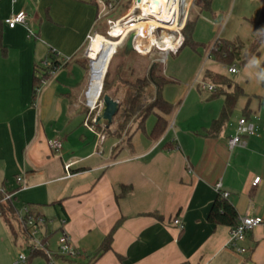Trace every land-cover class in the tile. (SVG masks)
<instances>
[{"label": "crops", "instance_id": "1", "mask_svg": "<svg viewBox=\"0 0 264 264\" xmlns=\"http://www.w3.org/2000/svg\"><path fill=\"white\" fill-rule=\"evenodd\" d=\"M263 6L264 0H212L209 8L195 5L190 13L196 19L194 41L201 45L189 52L195 70L207 84L210 73L234 76L245 93L220 132L208 131L223 110L224 95L169 76L165 61L164 76L173 83L162 96L174 111H156L144 129L136 123L127 146L114 134V122L111 133L85 125L89 67L81 63V52L101 23L96 0H0V192L13 194L16 211L30 205L48 220L38 236L54 255L50 263L38 249L27 264H264V228L247 234L238 244L246 252L240 253L229 245L231 228L208 221L219 182L239 219H264V83L257 82L263 63L236 65L238 72L231 74L229 66L208 58L218 39L249 47L260 33ZM20 12L28 15V25L10 28L6 21ZM51 54L63 65L35 94L36 68L51 63ZM256 57L264 61V42ZM157 114L168 128L153 141ZM243 118L254 135L230 149L228 141ZM55 139L63 145L58 153L48 145ZM69 162L74 164L66 170ZM257 177L261 181L253 186ZM122 186L130 192L121 195ZM176 218L182 230L172 224ZM115 227L110 250L99 254ZM62 230L79 256L58 254Z\"/></svg>", "mask_w": 264, "mask_h": 264}, {"label": "built area", "instance_id": "2", "mask_svg": "<svg viewBox=\"0 0 264 264\" xmlns=\"http://www.w3.org/2000/svg\"><path fill=\"white\" fill-rule=\"evenodd\" d=\"M156 3L159 2L156 0H96V5L99 9L98 20L104 25V32L95 31L87 38L88 49L84 56L89 62V69L91 68L92 70L94 64L92 43L98 34L114 41L117 40V42L123 39V42L117 46V50L125 45L129 37L133 35V48L136 53L142 56H149L153 53L161 54L163 57L160 61L163 63H165L171 54H176L183 45V31L189 21L190 13L195 7L196 0H165L166 4L161 5V12L155 10ZM120 11L122 12L120 13ZM6 23L10 28H15L17 25L26 26L29 23V17L25 12H20L9 18ZM141 24L146 26L142 27L140 26ZM152 38H154V40ZM169 38H171L172 41L171 45L167 46L166 41ZM216 49L217 46L216 43H214L208 53L209 59L213 58L212 51ZM43 66L46 69H51L50 76H53L58 69V67H55L48 61L45 62ZM228 71L231 74L237 73V66H229ZM47 80L48 79L43 80L40 87L44 86ZM90 85L91 80L88 90L83 94L84 103L88 109L85 125L90 130L94 131L95 120L102 107V103L100 101L101 94L96 100L90 99ZM40 87L37 89L38 92ZM200 88L210 92L216 91L215 86L212 84L200 83ZM94 114L96 115L93 116ZM245 135H254V127L243 118L239 121L237 135L228 141L229 148L233 149L236 146H244L245 141L243 140V136ZM97 136L99 139H102L100 134ZM48 145L51 150L57 153L62 150L63 146L62 141L59 139L49 141ZM73 164V162H69L66 164L65 169L69 170ZM260 181V177L255 178L252 183L253 186L258 185ZM17 183L19 185L23 183V178L18 177ZM21 188H24V185L21 186ZM216 189L224 198L228 199L229 193L222 191L221 182L217 183ZM2 192L5 193L6 198H13L12 193ZM22 211L23 215L20 216L19 222L21 227L25 230L26 236L35 241L33 251H37L38 249L44 250L47 260L53 263V253L45 247L44 243L36 241V236L39 232L38 228L46 225L48 220L40 215L34 216L27 206H25ZM65 223V220L61 221L62 225ZM172 224L180 230L184 228L182 220L178 218L174 219ZM257 227L264 228V219L251 217L249 215L240 218L238 225L231 229L229 242L231 248L240 253H245L246 249L239 247L238 244L244 242L247 234ZM57 244L58 254L63 258L72 259L81 254V252L73 248L71 238L64 230H62ZM28 261L29 258L26 255L19 254L15 264H27Z\"/></svg>", "mask_w": 264, "mask_h": 264}, {"label": "trees", "instance_id": "3", "mask_svg": "<svg viewBox=\"0 0 264 264\" xmlns=\"http://www.w3.org/2000/svg\"><path fill=\"white\" fill-rule=\"evenodd\" d=\"M211 2L212 0H196L195 5L198 10L202 11L209 8ZM257 24L261 29H264V6L261 15L257 21ZM195 25H196V19L190 17L183 31L184 42L181 48L179 49L178 53L186 48H189L193 51H197L198 47L201 46L197 42H195L193 38ZM263 42H264V32L262 31H260L255 41L249 47H245V45L241 43L239 40H234L232 42H229L218 39L214 42L216 43L217 49L212 51V57L215 61L225 66H232V65L242 66L247 64L251 56L253 55L258 56L259 49ZM123 50H125V46L122 48L120 47L117 50V52L112 57L110 66L112 65L116 57L119 55V53ZM121 55L123 57L122 58L123 61L119 63V65H117V69H118L117 72L112 74L109 66L103 85L104 94L110 91L113 85H115L116 83H123L128 86V89L124 93V99L123 102L121 103V108L118 113L122 117L123 121L118 125V127L114 131V134L119 138L123 137V132L132 118H135L134 122L138 123V129H144V124L146 120L152 114H156V111L160 112L163 115H170L174 111V106L168 103L167 101H165L162 96V91L165 85L171 84L173 83V81L162 75V67L159 64V62L155 61L152 64H150L148 75H146L145 77L143 76L142 78L141 77L134 78L135 69L132 65L133 63L130 53H126L125 51H123ZM106 57H107L106 54H104V57L102 58L103 61L100 63L99 68L93 74L94 79H96L98 83V87L100 85L101 76L103 74L104 64L106 62V59L104 58ZM50 59H51V63L55 67H60L61 65H63V62H60L57 59H55L54 54H51ZM86 61L87 62L85 61L84 62L80 61V62L85 65H89L87 59ZM261 70H264V63L261 67ZM38 74L40 76H37ZM50 77H51L50 71L48 69L38 68V67L36 68V75L34 79L35 94H36V89L42 84V81L45 79H49ZM207 77L210 79L211 83L216 88V91L214 92L215 96L224 95L225 97L223 110L219 118L213 121L211 128L208 131L209 134L216 136L220 132L221 128L225 125L226 121L229 119L231 114L233 113L239 98L244 96L245 93L237 84L229 80L227 76L210 73L207 75ZM153 86H155L157 90L154 93L155 99L154 101H152L150 104L147 105V103L144 101L145 91L149 87H153ZM103 93L101 95V98L103 96ZM151 96L153 98V93H151ZM86 110L88 111V109ZM246 112H248V109H246ZM95 115L96 114H94L93 116ZM95 128L105 133H111L110 128L102 129L101 127H97V126H95ZM167 128H168V121L166 120V118H164V116L160 114H157L156 123L150 134L151 140L158 141L159 139H161L162 136L167 131ZM130 141H131V134L127 138L123 139V143H126V145L129 144ZM120 149H122V147L117 148L118 151ZM128 192H130V188H126L125 186H122L121 195H125ZM3 196H5V193L0 192V200ZM27 207L31 210V213L34 216H38V214L34 212L32 206L29 205ZM0 213H1V217H3L8 224L10 223L11 217L19 221L16 208L13 205V200L8 202L7 207L0 205ZM208 221L211 224L222 225L232 229L238 225L239 215L236 208L229 202V200L224 198L222 194L219 193L210 211ZM115 229L116 227L113 229L111 234L106 238L105 242L103 243V245L99 250V254H103L110 250L113 233ZM20 231L23 234L25 233V230L21 227V225H20ZM37 251H33V252H37ZM44 256L46 257L45 252H44Z\"/></svg>", "mask_w": 264, "mask_h": 264}, {"label": "rangeland", "instance_id": "4", "mask_svg": "<svg viewBox=\"0 0 264 264\" xmlns=\"http://www.w3.org/2000/svg\"><path fill=\"white\" fill-rule=\"evenodd\" d=\"M122 11H120L121 13ZM104 27L102 26L101 23L97 24V27L95 28V31H100V32H104L103 31ZM94 31V32H95ZM92 32V33H94ZM125 45H123L122 47H124ZM121 47V48H122ZM106 62L104 64V70H103V74L101 76V80H100V85L98 87V83L96 81V79H94V75H92L93 73L96 72V70L99 68L100 63L103 61V57L104 55H100L97 58V61H94L95 67L92 66V70L91 68L89 69L88 72V85L85 91L88 90L89 88V83L91 80V85H90V90H89V97H91L93 95V91L95 93L94 97L96 96V94L100 91V88L102 87L101 90V95L103 93V85H104V80H105V76L107 74L106 71H108L111 60H112V48H108L106 47ZM88 49V44L85 46V48L83 49V51L81 52V57H82V61L87 62L86 58L84 56L86 50ZM125 51V50H123ZM121 51L119 53V55L116 57V59L113 61L112 65L110 66V71L111 73H115L117 72V65H119V63H121L123 61V57L121 55V53L123 52ZM195 52L189 48H186L184 50H182V52L179 55H170L166 61L169 62V68H167V66L164 64V70L166 71L168 69L169 72V76H172L174 78H177L178 80H192L193 83L196 81L199 83H208V81L206 80V82L204 81V73L200 72V74L202 73V75L200 76L198 74V69L196 68L195 70V64L194 61L192 59H189V52ZM130 56L132 59V65L135 69V76L134 78H138V77H145L146 75H148V71L150 69V64H152L153 62H159V64L162 67V75L164 76L163 73V62L160 61V59L163 57L161 54H157V53H153L149 56H142L138 53L130 52ZM204 58H201V67L200 69H202V64H203ZM109 63V64H108ZM89 64V62H88ZM238 67H240V65H238ZM195 70V71H194ZM203 71V69H202ZM200 77V79H199ZM133 78V80H134ZM229 80H231L233 83L235 82V78L234 76H230L228 77ZM128 89V86L123 84V83H116L115 85H113L112 89L108 92H106L105 94H109L111 96H114L118 99V101L123 102L124 99V93L126 92V90ZM96 91V92H95ZM153 92V98L151 96V93ZM103 93L102 98L100 99L101 103H103V97L105 95ZM154 90H151V87H149L146 91H145V102L148 104H150L152 101H154ZM84 101V98H83ZM99 111V110H98ZM119 115V114H118ZM115 118L114 123L115 125V129L118 127V125L120 123H122L123 119L122 117L119 115ZM135 118H132L131 121L128 123V125L126 126L124 132H123V137L122 138H127L132 130L135 128L134 125H137V122H134ZM102 129H104L105 127H101ZM13 198H6V196H3L0 200V205H3L4 207H7L8 202L12 201ZM23 210V209H22ZM21 209H17V213H18V219H20V216L23 215V211ZM12 229H11V228ZM39 237L40 236H36V241H39ZM42 238V237H41ZM58 242V241H57ZM35 245V241H33L31 238H28L25 234H23L20 231V225H19V221L14 219V218H10V223L8 224L6 222V220L3 217H0V264H7V262L10 260V258H12L13 255H16V259L13 262V264L16 263L17 257L19 254H27L26 256H28L30 254V252L32 253L33 251V246Z\"/></svg>", "mask_w": 264, "mask_h": 264}, {"label": "water", "instance_id": "5", "mask_svg": "<svg viewBox=\"0 0 264 264\" xmlns=\"http://www.w3.org/2000/svg\"><path fill=\"white\" fill-rule=\"evenodd\" d=\"M134 36L131 35L125 44V52L130 53L134 51L133 48ZM120 103L113 99L111 95L105 94L100 111L95 120V126L110 128L114 122L115 117L120 111Z\"/></svg>", "mask_w": 264, "mask_h": 264}, {"label": "bare ground", "instance_id": "6", "mask_svg": "<svg viewBox=\"0 0 264 264\" xmlns=\"http://www.w3.org/2000/svg\"><path fill=\"white\" fill-rule=\"evenodd\" d=\"M157 2H159V3H156V9L155 10H157V11H160L161 12V10H162V8H161V5L162 4H166L165 3V0H156ZM140 26H142V27H144V26H146V25H143V24H141ZM116 35V34H115ZM153 40H154V38H152ZM171 41H172V39L171 38H169L167 41H166V45L167 46H170L171 45ZM123 42V39L120 41V42H117V40L116 41H114V40H111V39H108V38H106V37H104V36H102V35H100V34H98L96 37H95V39H94V41H93V43H92V54H93V60L94 61H97V58H98V56H100L102 53V55H104L105 54V51H106V47H110V48H112L113 49V51H112V53L111 54H113L112 55V57L114 56V54L116 53V51H117V46L119 45V44H121ZM93 66L95 67V64H93ZM94 74V73H93ZM92 74V75H93ZM101 90H102V87L100 88V91L96 94V98H93L92 99V97H93V95L90 97V99H92V100H96L97 98H98V96L100 95V93H101ZM101 96V95H100Z\"/></svg>", "mask_w": 264, "mask_h": 264}, {"label": "clouds", "instance_id": "7", "mask_svg": "<svg viewBox=\"0 0 264 264\" xmlns=\"http://www.w3.org/2000/svg\"><path fill=\"white\" fill-rule=\"evenodd\" d=\"M259 31L264 32V29H261ZM262 63H264V61H261L255 55H253L248 60L246 67L254 66V67L259 68ZM257 82L258 83H264V70H261V75H260V78L257 80Z\"/></svg>", "mask_w": 264, "mask_h": 264}]
</instances>
